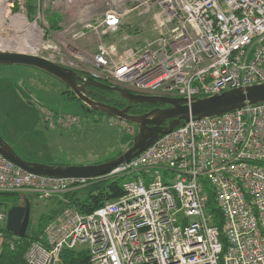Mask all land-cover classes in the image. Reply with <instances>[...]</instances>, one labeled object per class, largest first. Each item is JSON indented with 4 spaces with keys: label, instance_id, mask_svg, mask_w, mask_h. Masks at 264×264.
Instances as JSON below:
<instances>
[{
    "label": "built area",
    "instance_id": "obj_1",
    "mask_svg": "<svg viewBox=\"0 0 264 264\" xmlns=\"http://www.w3.org/2000/svg\"><path fill=\"white\" fill-rule=\"evenodd\" d=\"M0 4L9 26L32 45L23 52L135 94L191 101L264 83V0ZM51 14L59 17L56 27ZM130 15L152 23L156 36L121 47L114 36ZM18 17L24 25H17ZM128 38L124 33L123 40ZM40 110L49 129L73 128L80 121L71 112ZM107 120L135 134L125 120ZM119 177L123 194L117 199L89 213L71 204L50 220L24 253L26 264H60L64 249L81 247L91 264H264V102L190 118L101 176L38 175L0 155V194L22 200L31 194L68 204L65 194ZM211 196L222 216L220 229L211 223ZM5 220L0 207V224Z\"/></svg>",
    "mask_w": 264,
    "mask_h": 264
},
{
    "label": "rangeland",
    "instance_id": "obj_2",
    "mask_svg": "<svg viewBox=\"0 0 264 264\" xmlns=\"http://www.w3.org/2000/svg\"><path fill=\"white\" fill-rule=\"evenodd\" d=\"M122 23L120 31L114 36L121 47L142 45L156 36L152 23L144 18L130 15ZM131 23H134L132 25L133 34L125 32V25H131ZM3 24L5 27L9 26L6 19ZM10 28L12 30L7 31L6 39L1 34L2 32L0 33V47L7 46L11 43L9 39H14L17 44L11 43L14 45L9 46L19 47L22 50L26 48L27 43H23V39L20 40L12 26ZM135 29L137 32H134ZM124 33L129 36L127 40H123ZM30 77L31 82L36 86V90L29 95L30 99L38 103L41 98L40 103L47 107L81 116L77 126L68 129H49L43 122V114L39 107L30 105L27 108L26 101L29 96L24 93V89L28 88ZM41 79H46L51 86L45 85ZM6 86L10 88L5 90ZM63 88L60 81L36 68L0 65V134L17 152L22 156L33 160L38 159L47 164L61 163L72 166L103 163L106 159L112 158L115 153L127 149V144L123 141L130 135L118 126L109 125L106 114L83 116L84 113L78 102L65 100L60 95V90ZM82 105L84 104L82 103L81 107ZM134 127L136 133L137 125ZM27 200L30 204L29 218L36 224L40 218L47 219L59 213L64 204L56 198L39 200L31 194H27ZM19 201L22 199L18 195L0 194V207L6 211ZM1 226H5V222L1 223Z\"/></svg>",
    "mask_w": 264,
    "mask_h": 264
},
{
    "label": "water",
    "instance_id": "obj_3",
    "mask_svg": "<svg viewBox=\"0 0 264 264\" xmlns=\"http://www.w3.org/2000/svg\"><path fill=\"white\" fill-rule=\"evenodd\" d=\"M0 65L28 66L41 70L63 83L88 109L116 117L137 125V133L132 144L123 153L99 164L93 165H51L42 162H32L18 155L0 134V155L22 170L38 175L51 177H95L107 174L118 165L128 162L138 156L161 135L184 124L190 118L219 116L231 111L264 102V83L234 88L220 94L196 97L191 101L185 98H176L160 95L135 94L118 86L84 78L76 71L45 58L19 52L13 49L0 48ZM94 87L106 91H115L120 99L128 102L124 109L97 102L87 95V87ZM159 105L143 114L129 115L127 109L131 105ZM30 217V204H16L6 211L5 228L18 237L26 233Z\"/></svg>",
    "mask_w": 264,
    "mask_h": 264
},
{
    "label": "trees",
    "instance_id": "obj_4",
    "mask_svg": "<svg viewBox=\"0 0 264 264\" xmlns=\"http://www.w3.org/2000/svg\"><path fill=\"white\" fill-rule=\"evenodd\" d=\"M28 10L31 12L32 11V5L29 3L28 5ZM59 19L58 15L56 14H51L49 16V22L56 27L57 20ZM125 32L127 31L128 33L133 34V26L125 25ZM123 32V31H122ZM126 32V33H127ZM134 32H137L136 29ZM45 73V72H44ZM47 74V73H46ZM81 75L80 73H78ZM48 76H51L47 74ZM52 77V76H51ZM54 78V77H53ZM56 79V78H54ZM43 80V83L45 85L51 86V84L46 80V79H41ZM57 80V79H56ZM48 83V84H47ZM62 85L64 88L60 90V95L65 99V100H71V102H78L80 105L81 110L83 111L84 115H91V116H97L101 115L103 113L97 112L95 110H89L86 107H81V102L80 100L74 95V93L69 90L63 83ZM55 87V86H53ZM89 90L87 91V95L92 98V99H98L100 101L105 102L108 105L114 106V107H119L123 106L126 104L125 101L122 102L118 94H115L110 91L102 90V89H97L94 87H89ZM36 90V86L31 82V77L29 78L28 81V88L24 89V93H27L28 96L30 95L31 92ZM39 96V95H38ZM42 99L40 98L38 100V103H35L33 100L29 99L26 101L28 107L30 105H34L36 107H39V110L41 107L43 108H48L49 110L55 111V112H60L61 110L53 109L51 107H47L45 104H41ZM152 105L149 104H143V105H133L131 107V110L134 111V113H140L145 111L148 107H151ZM64 112V111H62ZM77 115V114H76ZM79 116V115H77ZM81 118V116H79ZM44 122V121H43ZM136 135H130L129 138H126L123 142L124 144H127V148L131 146L133 137ZM3 137V136H2ZM4 138V137H3ZM5 139V138H4ZM6 140V139H5ZM14 149V148H13ZM14 151L20 155L23 159L27 161H36V162H43L38 159H30L25 156H22L19 152H17L15 149ZM124 151L121 150L118 153H115V155L112 158L106 159L105 161H109L111 159H114ZM47 164V163H46ZM51 165H63L61 163H48ZM124 177H119L115 179H101L96 182H93L86 187L82 188L81 190L75 191V192H69L65 194L64 198H66L69 203H64L60 212L68 205H75V207L82 213H89L92 210L98 208L101 206L104 202L106 201H113L117 199L119 196L123 194V189H122V183H123ZM4 195H17V194H4ZM27 200L24 199L23 201H19L17 204L23 203L24 201ZM61 201V200H59ZM16 205V204H15ZM208 211L211 213L212 216V221L211 223L215 226H217L219 229L222 226V216L220 213V210L216 206V202L213 196L210 197V201L208 202ZM59 212V213H60ZM59 213H57L54 216H50L47 219L40 218L37 220V224L34 223V220L29 218V223L28 227L26 230V233L23 237H18L14 235L13 233L9 232L6 230L5 226L0 227V234L2 235L3 242L0 247V264H26L24 260V253L30 246V244L36 240L39 239V236L42 234L44 226L52 220L55 216H57ZM220 239L223 243V247H226V240L224 239V235L220 236ZM60 264H91L89 260V252L88 249L85 247L81 248H76V249H64L61 253V260Z\"/></svg>",
    "mask_w": 264,
    "mask_h": 264
},
{
    "label": "bare ground",
    "instance_id": "obj_5",
    "mask_svg": "<svg viewBox=\"0 0 264 264\" xmlns=\"http://www.w3.org/2000/svg\"><path fill=\"white\" fill-rule=\"evenodd\" d=\"M0 33L1 32H7V31H9V30H12L11 28H10V26H8V27H5L4 26V22H5V8L0 4ZM25 24V20L22 18V17H18V19H17V25L18 26H21V25H24ZM4 26V27H3ZM15 32V31H14ZM7 34H8V32H7ZM6 34V35H7ZM1 40V39H0ZM3 40V39H2ZM10 41H11V43H15V41H14V39L12 40V39H9ZM17 42V41H16ZM15 44H17V43H15ZM12 45H14V44H12ZM27 47L26 48H23V49H30V48H32V45L31 44H29V43H27V45H26Z\"/></svg>",
    "mask_w": 264,
    "mask_h": 264
},
{
    "label": "flooded vegetation",
    "instance_id": "obj_6",
    "mask_svg": "<svg viewBox=\"0 0 264 264\" xmlns=\"http://www.w3.org/2000/svg\"><path fill=\"white\" fill-rule=\"evenodd\" d=\"M112 86H115V85H112ZM89 87H87V90H89L88 89ZM110 92H113V93H115V94H118L117 92H115V91H110ZM95 101H97V102H101V103H105V102H103V101H100V100H98V99H94ZM122 100V102L121 103H123V101H125L124 99H121ZM126 102V101H125ZM106 104V103H105ZM83 107H85L84 105H82ZM128 106V102H126V104L125 105H123V106H119V107H117V108H119V109H124L125 107H127ZM133 105H131V106H129L128 107V109H127V114H129V115H139V114H143V113H145V112H147V111H149V110H151V109H153V108H155V107H161V108H165V107H168V105H164V104H159V105H152L151 107H148L145 111H143V112H140V113H134V111L133 110H131V107H132ZM90 110V109H89ZM20 204H23V203H20Z\"/></svg>",
    "mask_w": 264,
    "mask_h": 264
},
{
    "label": "crops",
    "instance_id": "obj_7",
    "mask_svg": "<svg viewBox=\"0 0 264 264\" xmlns=\"http://www.w3.org/2000/svg\"><path fill=\"white\" fill-rule=\"evenodd\" d=\"M4 27V26H3ZM1 34H3L4 35V37L5 36H7L6 34H7V32L5 31V32H2ZM5 39H6V37H5ZM5 41V40H4ZM9 45H12L11 43L10 44H8L7 46H9ZM7 46H5V47H3V48H1V49H13V50H15V51H19V52H23V50L21 49V48H17V47H14V48H12L11 46H9V47H7ZM10 88V86H6V89L5 90H7V89H9ZM4 90V91H5ZM4 91H2V93H4ZM7 141V140H6ZM34 162H36V161H34ZM42 163H44V162H42ZM2 242H3V238H2V235L0 234V247H1V244H2Z\"/></svg>",
    "mask_w": 264,
    "mask_h": 264
}]
</instances>
